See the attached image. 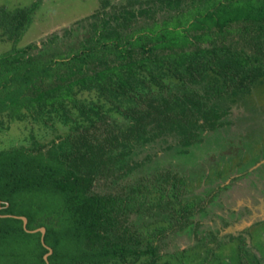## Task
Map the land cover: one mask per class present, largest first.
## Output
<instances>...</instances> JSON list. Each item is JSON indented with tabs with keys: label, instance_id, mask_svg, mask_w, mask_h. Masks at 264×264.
<instances>
[{
	"label": "trees",
	"instance_id": "trees-1",
	"mask_svg": "<svg viewBox=\"0 0 264 264\" xmlns=\"http://www.w3.org/2000/svg\"><path fill=\"white\" fill-rule=\"evenodd\" d=\"M150 2L104 14L82 49L49 59L32 53L36 44L16 48L40 2L14 14L0 10L15 39L0 55V114L45 110L68 127L47 145L0 151L4 251L22 241L33 246V264H158L166 254L159 241L188 230L207 209L206 201L183 202L189 179L172 170L142 179L128 193H100L98 183L133 172L137 145L169 136L184 147L200 143L202 133L225 124L229 110L214 99L248 95L264 82V0H193L194 8L162 24L124 33L139 17L156 20L158 9L179 8L183 0ZM232 34L235 43L228 41ZM79 89L97 92L111 109L82 101ZM156 192L158 204L167 202L171 226L145 235L131 220L149 211Z\"/></svg>",
	"mask_w": 264,
	"mask_h": 264
},
{
	"label": "rangeland",
	"instance_id": "rangeland-1",
	"mask_svg": "<svg viewBox=\"0 0 264 264\" xmlns=\"http://www.w3.org/2000/svg\"><path fill=\"white\" fill-rule=\"evenodd\" d=\"M150 1L0 0V10L14 14L40 2L16 48L36 44L39 48L32 53L49 59L82 49V43L95 33L92 25L98 24L104 14L138 10L152 6ZM192 1L183 0L179 8L158 9L156 20L141 16L123 31L137 32L151 27L154 21L162 24L178 14V10L194 8ZM9 32L0 16V55L14 47L15 39ZM228 38L230 43H235L238 35ZM144 76L149 79L147 74ZM166 80L174 82L175 79L168 76ZM77 97L87 103L101 102L108 109L112 107L94 91L79 89ZM214 101L218 107L229 110L219 130L202 133L200 143L187 147L180 146L172 136L137 145L134 160L138 165L133 172L119 171L116 177L111 176L115 181L98 183L100 193L128 191L142 179H153L156 174L172 170L189 179L183 202L206 201L207 209L195 216L192 227L176 234L170 232L159 241L166 254L158 264H264V82H257L248 95L233 98L225 95ZM39 112L38 109L22 110L15 118L8 112L0 114V151L47 145L65 136L68 127L55 114ZM49 115L52 120L48 122ZM116 119L127 125L123 117L117 115ZM159 198V192L152 194L153 206L149 211L132 217L131 222L145 235L171 226L170 214L164 213L167 202L158 204ZM179 206L173 200L172 207ZM27 247L22 241L4 247L5 251L1 246L0 264H33V246Z\"/></svg>",
	"mask_w": 264,
	"mask_h": 264
},
{
	"label": "water",
	"instance_id": "water-1",
	"mask_svg": "<svg viewBox=\"0 0 264 264\" xmlns=\"http://www.w3.org/2000/svg\"><path fill=\"white\" fill-rule=\"evenodd\" d=\"M20 218H22V220L24 221V224H25V226H26V224H27V219H26L25 217H20ZM39 230L42 232L43 235L45 234V229H44V228H40ZM36 231H38V230H35V231H32V232H36ZM51 253H52V250L49 248V253H48L47 255H45V259H46V260H48V257H49V255H50Z\"/></svg>",
	"mask_w": 264,
	"mask_h": 264
}]
</instances>
